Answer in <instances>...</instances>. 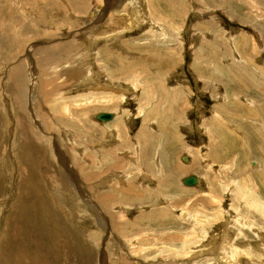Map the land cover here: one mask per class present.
I'll return each mask as SVG.
<instances>
[{
    "label": "rangeland",
    "instance_id": "rangeland-1",
    "mask_svg": "<svg viewBox=\"0 0 264 264\" xmlns=\"http://www.w3.org/2000/svg\"><path fill=\"white\" fill-rule=\"evenodd\" d=\"M37 3L0 26V264H264V0Z\"/></svg>",
    "mask_w": 264,
    "mask_h": 264
},
{
    "label": "bare ground",
    "instance_id": "bare-ground-1",
    "mask_svg": "<svg viewBox=\"0 0 264 264\" xmlns=\"http://www.w3.org/2000/svg\"><path fill=\"white\" fill-rule=\"evenodd\" d=\"M9 0H0V26H2V27H4V26H8V25H5L4 23H3V18L5 17V16H8V15H14V14H16V12L15 11H18V13L19 14H23V15H26V14H31V15H33L34 13H37V12H39V11H41V10H45V11H47V12H50V13H53L54 12V9H55V7H54V4H52V5H50V4H48V3H42L41 5H39L38 3H37V0H19V1H25L26 3H27V6L28 5H30V2L31 1H33V2H35L34 3V5H30L29 7H27L26 5V7L24 8V9H20V10H17V9H13V6H12V3L10 4L9 2H8ZM32 2V3H33ZM23 3V2H22ZM25 4V3H24ZM20 5V4H19ZM37 5H39V6H41V7H43V8H40V7H38V8H36V6ZM23 6V5H22ZM55 6L58 8V9H60V5H58L57 3H55ZM62 8V7H61ZM153 10H156L155 8L153 9ZM63 11L66 13V9H63ZM40 13V12H39ZM133 14V13H132ZM160 14V13H159ZM141 15V14H140ZM142 16V15H141ZM148 16V15H147ZM163 15H161V17H162ZM60 18V17H59ZM128 19H130V18H128ZM132 19V18H131ZM158 19V18H157ZM165 20V19H164ZM131 21V20H130ZM133 21V20H132ZM167 21V20H166ZM22 22V21H21ZM135 22H136V20H135ZM157 22H159L158 20H157ZM133 22H131V24H132ZM160 23V22H159ZM136 25V24H135ZM135 25H134V27H135ZM153 25V24H152ZM11 26V25H10ZM24 27H26V28H31L32 26L31 25H29L28 23H25L24 22ZM0 29H1V27H0ZM28 30V29H27ZM26 31V30H25ZM113 35V34H112ZM111 36V35H110ZM151 43V42H150ZM156 43V42H155ZM156 45V44H155ZM166 46V45H165ZM130 47V46H129ZM133 48V47H132ZM137 49V48H136ZM139 50V49H138ZM143 50V49H142ZM143 52V51H142ZM61 52L59 51V49L58 50H52V51H50V52H47V54H44V56L45 57H43V59H47L48 60V57L49 56H51L52 55V57H54L55 55H57V54H60ZM111 55V54H110ZM110 55H107V58H111L110 57ZM111 56H113V55H111ZM65 58V57H64ZM143 58V57H142ZM164 59V58H163ZM140 61V60H139ZM132 62L133 63H136L137 64V62L136 61H130L126 66L125 65H121V66H125V71L127 72L128 70H131V68H132ZM146 63V62H145ZM85 64V63H84ZM84 64H82V65H84ZM122 64V63H121ZM154 64V63H153ZM17 65V64H16ZM155 65V64H154ZM131 67V68H129V67ZM136 66V65H135ZM11 67V66H10ZM15 67V66H14ZM156 67V66H155ZM146 68V67H145ZM144 68V69H145ZM25 69V68H24ZM152 69V68H151ZM145 71L147 72V74H149V73H151V71L149 72V69L147 68V69H145ZM154 72V71H153ZM155 72H156V69H155ZM154 72V73H155ZM89 74V73H88ZM11 75H14V76H16L17 78H15V85L14 86H16V88L19 90H22L23 89V84H24V80H25V77H24V74L22 73V68H21V66H19V67H17L15 70L13 69V73L11 74ZM64 75L65 74H63L62 75V77H64ZM153 75V74H152ZM74 77L75 76H71V75H69L68 76V79L66 78V82H65V85L64 86H61V85H59V87L58 88H60V89H64L65 90V87L66 86H68L69 84H71L72 83V81L74 80ZM91 77V76H90ZM153 77V76H152ZM35 78V77H34ZM76 78V77H75ZM78 78V77H77ZM76 78V79H77ZM85 79L86 80H81V83H82V85L84 86V84L85 85H88L89 84V82H90V78H87V77H85ZM64 82V81H63ZM62 82V83H63ZM96 82V81H95ZM91 83H93V81L91 82ZM96 84V83H95ZM99 84V83H98ZM112 84V83H111ZM74 85V84H73ZM13 86V85H12ZM61 86V87H60ZM151 86V85H150ZM100 87H102L101 85H100ZM97 88H99V87H97ZM102 89V88H101ZM104 89H106L105 87H104ZM126 89H128V88H126ZM156 89V88H155ZM110 91V90H109ZM108 91V92H109ZM29 92V91H28ZM150 92V91H149ZM66 93V92H65ZM102 93V92H101ZM115 93V92H114ZM159 93H161L164 97H165V93H166V89L164 88V87H161L160 89H159ZM24 94V93H23ZM43 94H45V93H43ZM16 95V94H15ZM95 95V94H94ZM95 96H97V95H95ZM105 96H107V95H105ZM104 96V97H105ZM45 97H47L46 95H45ZM45 97H43V98H45ZM99 97V96H98ZM113 97H114V95H113ZM121 97V96H120ZM110 98V97H109ZM115 98V97H114ZM123 98V97H122ZM111 99H112V97H111ZM45 100V99H44ZM116 100H118V99H116ZM19 101V100H18ZM39 101V100H38ZM41 101V103H42V101L43 100H40ZM39 101V102H40ZM113 101H115V99L114 100H112V102ZM118 101H120V100H118ZM44 102V101H43ZM45 103V102H44ZM39 104V103H38ZM43 104V103H42ZM22 106V105H21ZM37 106V105H36ZM45 106V105H44ZM17 107H19L18 105H17ZM40 106H38V108H39ZM64 107V106H63ZM36 108V107H35ZM37 108V109H38ZM61 109V108H60ZM39 111V110H38ZM41 111V110H40ZM44 111V110H43ZM12 112V111H11ZM40 114H41V116L43 115L42 114V112H40ZM106 115H104L103 116V118H101V115H99V117H100V119L101 120H111L112 119V115L111 114H109V113H105ZM20 116H22V115H20ZM19 116V117H20ZM25 115H23L22 117H24ZM40 116V115H39ZM106 116H110V117H106ZM22 117H20L19 119H20V122H22V120H21V118ZM25 118H26V116L24 117V118H22L24 121H25ZM45 118V117H44ZM43 118V119H44ZM42 119V120H43ZM27 120V119H26ZM28 121V120H27ZM44 121V120H43ZM46 121V120H45ZM19 122V123H20ZM46 123H47V121H46ZM22 124V123H21ZM24 124H25V122H24ZM23 124V125H24ZM49 124V123H48ZM28 125V124H27ZM18 128H21L22 129V127H18ZM23 129L25 130H27V128L26 127H23ZM20 130H18V132H19ZM23 130H21V132L20 133H23L22 132ZM27 132V131H26ZM25 132V133H26ZM34 132V131H33ZM14 133V132H13ZM24 133V134H25ZM28 133V132H27ZM30 133V132H29ZM28 133V134H29ZM20 135H22V134H20ZM32 135H34V134H31V136ZM23 136V135H22ZM29 136V135H28ZM42 136V135H41ZM144 136V135H143ZM25 137H27V136H25ZM24 136H23V138H25ZM139 137H141V136H139ZM146 137V136H145ZM144 137V138H145ZM31 138V137H30ZM29 138V139H30ZM33 138H34V136H33ZM26 140L28 139V138H25ZM24 139V140H25ZM35 139V138H34ZM153 140V139H152ZM27 141H32V140H27ZM26 141V142H27ZM36 140H33V142H35ZM29 143H31L32 144V142H29ZM39 143V142H38ZM16 144V143H15ZM23 144V143H22ZM30 144V145H31ZM34 145H36L35 143H33ZM25 147H26V145H25ZM29 147H31V146H29ZM32 147H34V148H36L35 146H32ZM33 148V149H34ZM40 148V147H39ZM38 148V149H39ZM31 149V148H30ZM25 150V149H24ZM32 150V149H31ZM35 151L36 150H34V152H33V155H35ZM38 151L39 150H37L36 151V154L38 153ZM40 151H41V149H40ZM42 152V151H41ZM41 152H39V155H40V153ZM45 152V151H44ZM43 152V153H44ZM27 154V153H26ZM32 154V153H31ZM45 154V153H44ZM145 154H147V153H145ZM38 155V154H37ZM22 156V155H21ZM147 156L149 157L150 155H148L147 154ZM42 157V156H41ZM41 157H39V164L40 163H42L41 162V160H42V158ZM43 157H46V156H43ZM37 159H38V156H37ZM41 159V160H40ZM75 159V158H74ZM35 161H36V159H34ZM163 161V160H162ZM44 163H45V161H44ZM35 164V163H34ZM25 166V165H24ZM50 166V165H49ZM23 169V168H22ZM26 169V168H25ZM41 169H42V166H41ZM62 170V169H61ZM23 171H25V170H22V172ZM37 171V170H36ZM48 171H50V170H47V172ZM44 172V171H43ZM63 174V173H62ZM51 175V174H50ZM53 175V174H52ZM22 177L24 176V175H21ZM40 176H42V175H40ZM54 176V175H53ZM21 177V178H22ZM44 177V176H43ZM24 178V177H23ZM62 178V177H61ZM48 179V178H47ZM45 180V179H44ZM55 181H56V179H54ZM251 180V179H250ZM53 183V182H52ZM51 183V184H52ZM56 183V182H55ZM40 184H42V182L40 183ZM54 184V183H53ZM59 184V183H58ZM55 185V184H54ZM42 187V186H41ZM49 187H50V185H49ZM43 189H45V188H43ZM251 189H252V187H251ZM250 188L248 189V192L246 193L245 192V195H247V196H252V193H251V191H253V190H251ZM39 191V190H38ZM67 191V190H66ZM247 191V190H246ZM22 195V194H21ZM254 195H255V193H254ZM251 199L256 203V205L258 206L259 205V207L261 206V208H264V200H262V199H260V197H258L257 195H256V198L254 197L253 198V196L251 197ZM38 200V199H37ZM124 200V201H123ZM127 200V199H126ZM126 200L125 199H122V202H126ZM252 202V201H251ZM118 204V203H117ZM22 207V206H21ZM34 208V207H33ZM38 211V210H37ZM261 211V210H260ZM34 213H36V211L34 212ZM36 215V214H35ZM10 219V218H9ZM14 222V221H13ZM18 228V227H17ZM41 228V227H40ZM8 229V228H7ZM38 228H36V227H29V228H26V231L29 233V237H31V236H34L35 235V232H36V230H37ZM14 231V230H13ZM22 231V230H21ZM40 232V231H39ZM25 233V232H24ZM40 235H42V233H39ZM18 237V236H17ZM16 237V238H17ZM28 237V238H29ZM36 236H34L33 237V242L32 241H30V238H29V246H31V245H33V249L34 250H37V251H40L41 252V258L40 259H37V260H34V261H31V264H46V263H49V264H52V262L53 263H55V259H54V251L53 252H51L50 250H48L47 248H43L42 247V242L41 241H38V239H37V237L35 238ZM41 237V236H40ZM39 237V238H40ZM43 237V236H42ZM4 238V237H3ZM6 238V237H5ZM43 238H45V237H43ZM42 239V238H41ZM53 240H54V238H52ZM13 240V239H12ZM21 240V239H20ZM19 240V241H20ZM44 240V239H43ZM25 241H28L27 240V238H26V240ZM56 241V240H55ZM55 241H52L53 243H54V245H53V247L55 246ZM8 243H10L11 244V242H8ZM39 244H41V245H39ZM12 245V244H11ZM16 245H17V243H16ZM19 245V244H18ZM21 245V244H20ZM12 246H14V245H12ZM84 247V246H83ZM247 247V246H246ZM14 248H15V246H14ZM238 248L241 250V253L242 254H245L244 253V251H246L245 250V247L244 246H242V247H240V245L238 246ZM21 250V252H22V254H20L21 252H20V250ZM19 249H15V251H13V253L14 252H16L15 254H19V256L20 255H22V256H24V258H25V256H26V253H23V252H25V251H23V249L22 248H19ZM240 250H238L236 247H235V250H234V252L235 251H240ZM264 252V251H263ZM7 253H9V252H7ZM10 254V253H9ZM40 254V253H39ZM48 254H52V256H53V260H52V262L51 261H49V257L47 256ZM1 256V255H0ZM13 256H17V255H14L13 254ZM12 256V257H13ZM36 256H38L37 254H36ZM4 257H6V256H4ZM28 257V256H27ZM7 258H9V257H7ZM32 258H34V257H32ZM51 258V257H50ZM237 258H239V257H236V260H237ZM5 259V258H4ZM13 259H15V258H13ZM26 259V258H25ZM226 259H227V257H226ZM27 261V260H26ZM42 261V262H41ZM28 263V262H27ZM114 263V262H113ZM30 264V263H29ZM115 264V263H114Z\"/></svg>",
    "mask_w": 264,
    "mask_h": 264
},
{
    "label": "water",
    "instance_id": "water-1",
    "mask_svg": "<svg viewBox=\"0 0 264 264\" xmlns=\"http://www.w3.org/2000/svg\"><path fill=\"white\" fill-rule=\"evenodd\" d=\"M104 115H106V114H105V113H103V114L101 115V118H103V116H104ZM106 117H110V116H106Z\"/></svg>",
    "mask_w": 264,
    "mask_h": 264
}]
</instances>
